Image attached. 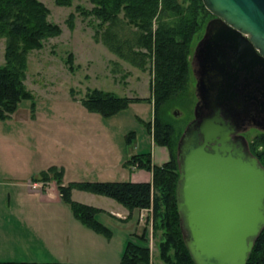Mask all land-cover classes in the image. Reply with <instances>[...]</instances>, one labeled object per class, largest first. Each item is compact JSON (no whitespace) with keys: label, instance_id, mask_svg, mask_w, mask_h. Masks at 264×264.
Returning <instances> with one entry per match:
<instances>
[{"label":"trees","instance_id":"trees-1","mask_svg":"<svg viewBox=\"0 0 264 264\" xmlns=\"http://www.w3.org/2000/svg\"><path fill=\"white\" fill-rule=\"evenodd\" d=\"M87 1L91 4L90 8L78 5L76 10L83 17L91 16L97 21L94 39L119 59L140 70H145L150 64L151 94L147 98H130L91 88L81 103L89 110L109 116L125 108L131 99L150 102L152 120L147 128L152 141L168 149L169 159L154 164L149 152H138L128 158L127 165L136 164L138 168L151 172L150 181L83 180L63 184L61 170L53 165L41 172V178L54 179L62 201L68 205L72 215L86 227L106 237L111 235V230L95 218L101 210L72 200V189L110 197L127 208L129 214L151 208V230L157 240V261L151 257L145 225L141 234L126 242L121 264H195L183 240L175 201L179 175L178 134L169 109L187 92L192 41L201 25L200 13L203 22L209 12L202 0ZM54 2L58 6L72 4V0ZM48 13L39 0H0V39L3 38L5 43L4 63L0 65V120L8 119L20 100L33 99L32 93L23 84L27 54L32 49H40L43 40L61 33L58 24L48 21ZM73 19L74 14L69 13V29L74 28ZM67 60L72 61L71 53ZM69 67L72 70V65ZM249 149L264 166V133L253 138ZM245 264H264V227Z\"/></svg>","mask_w":264,"mask_h":264},{"label":"rangeland","instance_id":"rangeland-1","mask_svg":"<svg viewBox=\"0 0 264 264\" xmlns=\"http://www.w3.org/2000/svg\"><path fill=\"white\" fill-rule=\"evenodd\" d=\"M39 1L49 11L48 21L58 24L61 33L43 40L40 49H32L27 54L23 84L32 93L33 99L20 100L14 113L3 123L2 128L9 130L6 134L10 138H0V165L14 169L15 174H21L20 170L23 171L40 156L42 163L38 165L49 167L62 164L66 167V176L77 180L131 181L134 178L132 173L138 172L150 177L149 171H132L125 164L127 155L135 152H151V161L155 164H160L161 158L167 154L165 149L154 146L147 128L148 122L152 120V104L145 100L131 99L125 108L112 115L102 116L81 103L91 88L109 91L121 97H149L152 76L150 64H147L145 70H140L119 59L94 39L97 21L91 16L83 17L76 10L78 5L90 8L91 4L87 0H72L70 6H58L54 0ZM69 13L74 14L73 29L67 25ZM199 21L201 25L194 35L191 50L207 21L202 22L201 13ZM4 45V39L1 38L0 65L4 63ZM70 53L72 61L69 62L67 59ZM195 101L194 77L190 72L185 96L169 109V114L175 120L178 139L194 117ZM174 111H177L176 114ZM258 134L255 129L246 132L248 144ZM72 138L78 141V150L73 153L62 147V142H70ZM87 148H90L95 159L87 153ZM25 150L31 152L29 158L24 154ZM85 167L91 168L94 175L84 172L87 170ZM92 204L102 206L97 202ZM149 213L143 211L144 218ZM95 218L111 230V243L114 239L120 240L122 228L115 226L112 217L97 213ZM129 221L136 220L131 217ZM49 223L55 224V221L49 220ZM141 225L138 233L136 229L133 233L134 229L126 227L127 235L135 238L146 225L151 257L157 261V240L151 235L149 216L147 220L141 221Z\"/></svg>","mask_w":264,"mask_h":264},{"label":"water","instance_id":"water-1","mask_svg":"<svg viewBox=\"0 0 264 264\" xmlns=\"http://www.w3.org/2000/svg\"><path fill=\"white\" fill-rule=\"evenodd\" d=\"M202 3L215 17L205 27V35L212 32L207 54L220 36L233 40L242 55L244 39L255 62L264 63V0ZM225 95L199 96L176 145L175 201L195 264H245L264 227V166L236 134V115Z\"/></svg>","mask_w":264,"mask_h":264},{"label":"crops","instance_id":"crops-1","mask_svg":"<svg viewBox=\"0 0 264 264\" xmlns=\"http://www.w3.org/2000/svg\"><path fill=\"white\" fill-rule=\"evenodd\" d=\"M3 123L5 124V120H0V138H10L7 135L9 130L2 128ZM26 142L29 143L27 140ZM158 146L165 149L167 153L164 158H161V163H163L169 159L168 149L165 146ZM62 147L70 149L73 153L74 150H78L77 138H72L70 142H62ZM87 153L95 159L90 148H87ZM135 153L125 156L126 159ZM24 154L29 158L31 152L25 150ZM40 162L42 163V158L39 156L23 171L20 170L21 174H15L14 169L0 165V262L121 264V255L126 242L130 239L126 227L134 229L133 233L135 229L136 233L141 230V221L138 220L137 215L139 211H133V216L132 213L129 214L127 208L110 197L72 189V200L99 208L102 210L99 213L108 214L115 220V226L122 228L123 234L120 240L114 239L111 243L112 232V236L107 239L106 236L80 223L72 215L69 207L61 199L56 181L54 179L42 180L41 172L48 166L38 165ZM53 166L61 170L63 184L73 181H92L87 178L77 180L66 176V167L62 164ZM127 167L132 171L141 169L133 164ZM86 169L84 172L94 175L91 168ZM72 170L74 171L73 168ZM149 173L150 177L141 172L132 173L134 178L131 181H150L151 172ZM93 202L100 203L102 206L94 205ZM131 217L136 221H129ZM49 220H54L55 224L49 223Z\"/></svg>","mask_w":264,"mask_h":264},{"label":"flooded vegetation","instance_id":"flooded-vegetation-1","mask_svg":"<svg viewBox=\"0 0 264 264\" xmlns=\"http://www.w3.org/2000/svg\"><path fill=\"white\" fill-rule=\"evenodd\" d=\"M214 18L209 13L190 54L195 104L201 94H226L225 103L232 105L236 115V134L246 138L245 133L251 129L264 133V63L255 62L248 45L243 43L244 39L241 43L247 52L241 50L244 53L242 55L233 40H225L220 36L217 37V42H212L207 54L206 46L212 32L205 35V27ZM214 31L221 34L215 28Z\"/></svg>","mask_w":264,"mask_h":264}]
</instances>
